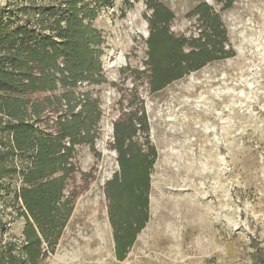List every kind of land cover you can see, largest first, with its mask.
I'll return each instance as SVG.
<instances>
[{
  "label": "rangeland",
  "instance_id": "374dc122",
  "mask_svg": "<svg viewBox=\"0 0 264 264\" xmlns=\"http://www.w3.org/2000/svg\"><path fill=\"white\" fill-rule=\"evenodd\" d=\"M145 1L110 0L94 22L104 39L101 64L108 81L88 88L102 112L100 158L87 147L76 148V166L92 179L44 264H255L252 239L264 250V0H233L226 10L219 0H156L174 16L170 32L186 37L197 34L190 12L208 4L234 54L155 93L124 71L144 70L150 14ZM134 89L157 159L148 221L118 261L104 184L118 170L108 148L112 124L120 107L128 110ZM190 113L196 114L194 127L203 142L194 141L195 135L175 140L186 136L182 123ZM20 228L15 224L13 232Z\"/></svg>",
  "mask_w": 264,
  "mask_h": 264
},
{
  "label": "trees",
  "instance_id": "16d2710c",
  "mask_svg": "<svg viewBox=\"0 0 264 264\" xmlns=\"http://www.w3.org/2000/svg\"><path fill=\"white\" fill-rule=\"evenodd\" d=\"M224 2L223 10L233 0ZM144 70L125 69L150 93L214 62L233 57L214 10L198 4L195 36L170 32L172 12L146 0ZM110 0L0 1V264H44L55 253L76 198L92 179L75 164L76 148L97 159L102 112L89 87L108 83L102 33L94 26ZM130 91L128 110L112 124L109 150L118 170L104 184L114 254L123 261L148 221L157 152L143 102ZM21 224L19 233L13 226ZM251 258L264 264L252 239Z\"/></svg>",
  "mask_w": 264,
  "mask_h": 264
},
{
  "label": "bare ground",
  "instance_id": "6f19581e",
  "mask_svg": "<svg viewBox=\"0 0 264 264\" xmlns=\"http://www.w3.org/2000/svg\"><path fill=\"white\" fill-rule=\"evenodd\" d=\"M263 26H264V24H263ZM177 101H178V99H177ZM186 109V107L184 106L183 107V110H185ZM186 111V110H185ZM187 111L189 112V110H188V108H187ZM195 117H196V114L194 113H190V115L189 116H186V119L183 121V123H182V126H183V130H182V132H183V134L184 135H186L184 138H179V139H175V140H177V141H183L182 139H184V141L187 139V136L189 137V135L190 136H193L194 137V135L196 136V137H199L198 138V141L197 140H194V141H196V142H203V140L205 139V137H203L201 134H200V132H198L197 130H196V128L194 127V125L195 124H197V122L195 121ZM203 123V122H202ZM205 123H203V125H204ZM216 131V130H215ZM196 137H194L195 139H196ZM204 138V139H203ZM187 141V140H186ZM190 145V144H189ZM180 154V153H179ZM180 157V156H179ZM184 157V156H183ZM84 246V245H83ZM90 250V249H89ZM92 256H94V255H92Z\"/></svg>",
  "mask_w": 264,
  "mask_h": 264
}]
</instances>
